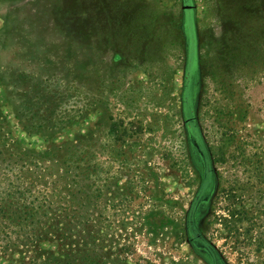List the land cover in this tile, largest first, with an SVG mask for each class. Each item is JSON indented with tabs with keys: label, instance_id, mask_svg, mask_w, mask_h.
<instances>
[{
	"label": "rangeland",
	"instance_id": "obj_1",
	"mask_svg": "<svg viewBox=\"0 0 264 264\" xmlns=\"http://www.w3.org/2000/svg\"><path fill=\"white\" fill-rule=\"evenodd\" d=\"M80 1L82 53L58 0H0V264H182L184 5ZM191 7L199 225L226 264H264V0Z\"/></svg>",
	"mask_w": 264,
	"mask_h": 264
},
{
	"label": "flooded vegetation",
	"instance_id": "obj_2",
	"mask_svg": "<svg viewBox=\"0 0 264 264\" xmlns=\"http://www.w3.org/2000/svg\"><path fill=\"white\" fill-rule=\"evenodd\" d=\"M188 129L191 128L188 127ZM186 133L189 165L198 183L186 211H184L177 235L179 246L184 245L185 247V252L180 261L182 264H193L194 261L200 264H226L199 225L200 214L207 207L213 193L212 189H214L215 184L213 169L199 132H189L186 129Z\"/></svg>",
	"mask_w": 264,
	"mask_h": 264
},
{
	"label": "trees",
	"instance_id": "obj_3",
	"mask_svg": "<svg viewBox=\"0 0 264 264\" xmlns=\"http://www.w3.org/2000/svg\"><path fill=\"white\" fill-rule=\"evenodd\" d=\"M59 8L58 19L61 22L66 23L64 25H69L72 23V27L75 31H72L74 35L72 36L79 38V42L72 43L70 40V48L67 51L71 52V49L74 48L78 52H83V38H84V24L86 18L82 14V2L80 0H58ZM184 7L181 11V31L183 33V43L185 47L184 55V85L182 91V103H183V112L186 120V129L187 131H197V125L193 114V104L196 93L195 84L197 83L198 78V33L196 25V17L194 14V9L191 7L193 0H181ZM79 3V4H78ZM76 4V6H75ZM97 11V10H96ZM99 15V12L97 13ZM70 27V28H72ZM73 45H78L76 47H71ZM67 48V47H66ZM66 50V49H65ZM190 127L191 129H188ZM209 158V156H208ZM210 163V158H209ZM211 165V164H210ZM219 254V253H218ZM220 256V254H219Z\"/></svg>",
	"mask_w": 264,
	"mask_h": 264
}]
</instances>
